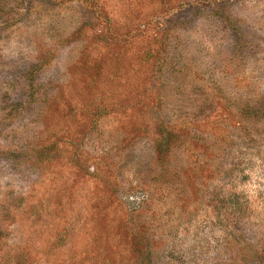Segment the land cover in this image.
Wrapping results in <instances>:
<instances>
[{"label":"rangeland","instance_id":"1","mask_svg":"<svg viewBox=\"0 0 264 264\" xmlns=\"http://www.w3.org/2000/svg\"><path fill=\"white\" fill-rule=\"evenodd\" d=\"M0 264H264V0H0Z\"/></svg>","mask_w":264,"mask_h":264}]
</instances>
